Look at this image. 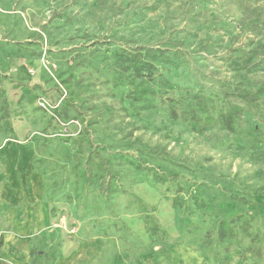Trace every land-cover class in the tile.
Masks as SVG:
<instances>
[{
  "label": "rangeland",
  "instance_id": "obj_1",
  "mask_svg": "<svg viewBox=\"0 0 264 264\" xmlns=\"http://www.w3.org/2000/svg\"><path fill=\"white\" fill-rule=\"evenodd\" d=\"M133 48L170 60L133 77L111 59ZM242 53L264 59V0H0V151L24 148V264H264V70H235ZM197 93L213 122L173 104Z\"/></svg>",
  "mask_w": 264,
  "mask_h": 264
},
{
  "label": "trees",
  "instance_id": "obj_2",
  "mask_svg": "<svg viewBox=\"0 0 264 264\" xmlns=\"http://www.w3.org/2000/svg\"><path fill=\"white\" fill-rule=\"evenodd\" d=\"M111 59L113 65H115L120 71L127 72L130 71L133 77H153V71L155 70L156 63L166 62L168 63L170 57L168 55H164V52L161 50H153L150 48H133V49H119L113 51L111 53ZM232 66L235 70H243L245 72L251 71H262L264 70V59H259L258 61H253V57L251 55H247L246 53H242L232 61ZM25 92H27V87H24ZM22 90V91H24ZM264 94V85H262L256 92V95H263ZM155 96L154 92L147 91V90H132V100L134 101H141L144 100L146 102H151V99L145 96ZM189 95V94H188ZM242 99L247 100L246 95H238ZM172 102V101H169ZM176 106H181L182 104L185 106L186 112L190 119L195 120L196 114H204V122L211 123L212 118L208 113L209 107L213 104V101L204 96L201 93H197L195 95H191L189 100L187 99L186 102L183 100L174 101L173 103ZM170 115L175 118L176 117V110L173 107L171 109ZM220 125L224 126L227 129L231 128L230 118H227L223 115L219 116L218 119ZM6 150V149H5ZM9 150V148L7 149ZM17 151V150H14ZM25 164V163H24ZM156 182H162V179L154 177ZM111 188H108V192H110ZM138 207L140 208V212L143 215V225L145 231L148 234V238L150 241L156 236L158 232V226L155 220L147 214L146 208L142 205L141 202H138ZM241 231L248 234L249 223L248 221H244L240 225ZM217 236L219 239H236L237 232L226 225L221 224L217 230Z\"/></svg>",
  "mask_w": 264,
  "mask_h": 264
},
{
  "label": "crops",
  "instance_id": "obj_3",
  "mask_svg": "<svg viewBox=\"0 0 264 264\" xmlns=\"http://www.w3.org/2000/svg\"><path fill=\"white\" fill-rule=\"evenodd\" d=\"M0 158L2 164H6L0 171V181L8 177L7 186L0 183V264H24V258L26 261L29 257L27 252L30 248L26 239L30 232H24V204H19L21 197L17 194L18 183L13 176L16 162L20 164V172L24 176V148L18 151L1 150Z\"/></svg>",
  "mask_w": 264,
  "mask_h": 264
},
{
  "label": "built area",
  "instance_id": "obj_4",
  "mask_svg": "<svg viewBox=\"0 0 264 264\" xmlns=\"http://www.w3.org/2000/svg\"><path fill=\"white\" fill-rule=\"evenodd\" d=\"M42 107H43V105H42Z\"/></svg>",
  "mask_w": 264,
  "mask_h": 264
}]
</instances>
